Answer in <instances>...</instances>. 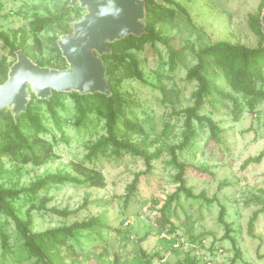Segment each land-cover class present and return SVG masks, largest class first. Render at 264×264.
<instances>
[{
    "label": "rangeland",
    "instance_id": "374dc122",
    "mask_svg": "<svg viewBox=\"0 0 264 264\" xmlns=\"http://www.w3.org/2000/svg\"><path fill=\"white\" fill-rule=\"evenodd\" d=\"M174 1L185 13L176 11L171 23H158L155 28L173 48L183 50L184 65L169 73L163 64L167 60L165 47L159 43L147 44L134 52L146 81L129 79L121 84V91L131 96L127 118L137 121L144 129L148 151L160 154L152 161L150 171L139 177L137 191L128 202H124L127 186L135 174L146 170L142 159L128 154L116 157L110 152L86 159L91 146L106 133L103 118L88 113L91 122L86 127H76V107L68 92L60 98L63 108L55 110L59 119L55 121L44 105L37 104L35 92L27 84V103L33 101L41 110L47 132L39 136L52 144L54 159L36 166L20 165L2 157L0 184L7 189H20L47 173L75 176L72 164L97 170L105 179L104 188L66 184L41 191L37 199L20 196L12 202L22 220H26L29 207L35 206L30 214L31 230L36 233L92 218L108 225V228L97 227L69 239L58 253L54 252L60 264H113L115 258L118 264H179L189 255L187 246L174 245L175 240L182 237L204 238L205 244L212 242L222 248L223 252L213 257V264H264V213L259 214L255 222L254 237L248 234L247 228L252 213L260 208L252 201L253 196H264V159L242 168L247 158L264 151V101L249 111L244 97L233 92L213 67L210 74L215 84L221 92L235 98L237 106H233L231 99H220L215 94L213 105L206 100L201 114L212 118L222 129L220 142L212 141L208 130L194 123L198 138L193 148L177 153L178 160L186 164V186L194 196L202 194L204 199L180 194L162 212L165 201L178 186L173 179L176 171L169 164L168 148L179 143L183 119L173 112L192 105L196 89L195 82L185 79L186 71L196 64L198 51L214 41L227 40L256 47L259 38L249 26V17L257 14L260 0ZM67 2L69 0H0V33L13 36L36 18L57 16ZM81 9L84 15L86 10ZM55 35H58L55 25L38 33L42 55L39 51L35 55L57 64V70L69 69L50 42ZM16 37L18 43L20 35ZM28 44L31 45L32 40ZM9 54L8 48L0 42V59L6 58L12 65L16 55ZM158 74H162L167 88L178 91L177 104H162L160 92L150 85ZM257 88L264 90V70ZM4 110L9 112L11 107ZM117 129L122 130L121 119ZM42 197L48 199L45 210L37 208ZM221 206L225 209V222L230 226L229 236L239 252L237 258L231 241L223 238L224 227L218 221ZM50 208L67 214H53ZM165 229H168V238L160 236ZM0 231L7 238L6 247L0 239V264H41L30 255L23 238L5 215L0 216Z\"/></svg>",
    "mask_w": 264,
    "mask_h": 264
},
{
    "label": "trees",
    "instance_id": "16d2710c",
    "mask_svg": "<svg viewBox=\"0 0 264 264\" xmlns=\"http://www.w3.org/2000/svg\"><path fill=\"white\" fill-rule=\"evenodd\" d=\"M144 1V32L141 36H126L121 40L113 43H107L110 52L100 56L106 71L105 79L110 88V94L104 95L100 93L81 95L77 92H70L68 95L75 103L77 116L74 124L76 127H86L91 121L87 118L88 113H94L97 117L103 118L105 135L101 136L95 144L89 149L86 159L98 157L110 152L116 157L128 154L132 157L141 158L144 162L146 170L135 174L132 182L127 186V193L124 196V202H128L137 191L139 177L146 171H150L151 163L160 156L158 152H149L147 136L142 126L135 120L129 119L126 112L130 107L131 96L127 92L121 91V84L125 80L135 79L145 82L143 71L139 67V61L134 55L135 51H140L145 45H155L159 43L165 47L167 60L163 63L167 66L169 73H174L179 67L184 65L185 55L182 49L176 50L170 44L167 38L162 36L157 30L158 23H171L175 17L176 11L185 13L183 7L174 0H143ZM167 6H162L160 3ZM264 9V0H260L258 12L250 15L249 26L251 30L258 36L259 41L256 47H247L241 43H232L227 40L214 41L207 45L196 54V64L187 69L185 79L188 82H195L196 89L192 94V105L173 112L183 119L182 133L178 144L168 148L169 164L174 168V182L177 186L175 192L165 201L162 212L170 206L173 200H177L180 194L186 198H203L202 194L194 196L191 189L186 186V164L178 160L177 153L193 148L198 138V133L194 123L205 127L209 132V138L215 143L220 142L222 129L210 117L201 114V109L205 105L206 100L213 105V94L220 99L229 98L233 102V106H237V100L228 94H224L215 84L212 74V67L218 70L225 84L236 94L244 97L249 111L255 110L258 103L264 101V90L257 88V81L263 79L264 70V33L261 31L260 16ZM81 8L78 5L69 6L67 2L60 14L57 16H48L44 18H36L31 21L25 28L20 29L9 36L0 33V42L5 48H8L9 55L14 56L16 50H22L30 60L41 67L57 68V64L51 63L47 58H37L35 53L40 50V42L36 37L38 33L50 28L58 27V35L52 36L51 44L54 46L55 52L59 56L60 61L64 62L61 52L58 48L57 41L63 35L72 32V24L79 20ZM17 34L20 40L17 43ZM32 40V44L28 41ZM42 55V54H41ZM10 64L6 58L0 59V85L7 79ZM161 94V102L164 105H174L178 101V91L169 89L162 82V74H158L155 82L150 84ZM64 93L52 91L48 100L36 99L37 104L44 105L55 121L58 117L55 110L63 104L60 102ZM34 99V98H33ZM35 100V99H34ZM121 119L122 130L117 129L118 120ZM47 128L43 123L41 110L33 101L27 103L25 111L20 113L15 120L10 111L1 110L0 112V161L2 157L12 159L20 165L34 164L36 166L43 165L54 159L52 144L44 141L39 135L46 133ZM138 140L139 142H136ZM264 159V151H261L255 157L247 158L242 168H246L249 164L260 163ZM72 170L75 176L63 173H47L43 177L38 178L34 183L25 188L7 189L0 184V216L5 215L14 224L16 231L21 235L24 246L30 255L35 257L37 262L41 264H60L57 260L58 249L66 245L69 239L76 235L96 229L97 227L108 228L106 223L97 219L89 221L74 222L70 226L58 227L46 230L44 232H32V216L31 211L34 205L29 207L26 212V220H22L13 206L12 202L27 196L37 199L41 191H47L54 186H62L66 184L76 186H88L94 188H104L105 179L101 172L85 167L81 164H72ZM1 172V166H0ZM37 204L39 209L45 210L48 199L42 197ZM252 201L255 205L260 206L255 210L248 221V234L254 237L253 231L255 222L259 214L264 213V196H253ZM49 211L53 214H67V212H59L54 208ZM218 221L224 227V239L231 241L234 249V256L239 255L236 249L235 241L230 238V226L225 222V209L221 206L218 215ZM173 228L169 229L172 232ZM0 239L2 246L6 247L7 238L0 231ZM191 241H195V237H189ZM213 245V243H212ZM187 255L179 264H192L191 259ZM113 264H118L114 259Z\"/></svg>",
    "mask_w": 264,
    "mask_h": 264
},
{
    "label": "water",
    "instance_id": "95a60500",
    "mask_svg": "<svg viewBox=\"0 0 264 264\" xmlns=\"http://www.w3.org/2000/svg\"><path fill=\"white\" fill-rule=\"evenodd\" d=\"M76 4L86 13L72 24L71 33L57 41L69 69L41 67L22 50H16V61L10 66L6 81L0 85V112L11 107L10 113L16 120L25 111L27 84L40 100H48L52 91L110 94L105 79L106 68L100 56L110 52L107 43L143 34L144 1L69 0V6ZM260 22L264 33V9Z\"/></svg>",
    "mask_w": 264,
    "mask_h": 264
},
{
    "label": "built area",
    "instance_id": "2783aa9c",
    "mask_svg": "<svg viewBox=\"0 0 264 264\" xmlns=\"http://www.w3.org/2000/svg\"><path fill=\"white\" fill-rule=\"evenodd\" d=\"M166 234H168V229L163 230L160 233V236L168 238ZM203 239L204 238L191 241L190 239L187 240L182 237L176 239L174 245H177L178 247H188L189 250L187 252H189V258L191 259L192 264H213V257L219 256L223 252V249L212 245V242L210 244H205V240Z\"/></svg>",
    "mask_w": 264,
    "mask_h": 264
}]
</instances>
